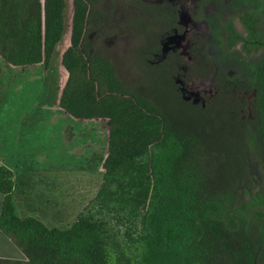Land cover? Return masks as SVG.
<instances>
[{
    "label": "trees",
    "instance_id": "1",
    "mask_svg": "<svg viewBox=\"0 0 264 264\" xmlns=\"http://www.w3.org/2000/svg\"><path fill=\"white\" fill-rule=\"evenodd\" d=\"M68 1L0 0V57L47 69L69 31L58 107L74 119L106 121L100 186L69 228H49L16 214L12 172L0 166V232L23 257L0 264H264L263 201L245 206L234 188L255 167L264 171V121L239 126L220 113L217 93L205 106L185 100L172 75L183 64L142 59L160 51L150 42L135 48L145 82L128 84L102 46L128 34L123 23L111 25L118 0H72L70 18ZM193 50L191 75L215 74L217 88L215 61Z\"/></svg>",
    "mask_w": 264,
    "mask_h": 264
},
{
    "label": "rangeland",
    "instance_id": "2",
    "mask_svg": "<svg viewBox=\"0 0 264 264\" xmlns=\"http://www.w3.org/2000/svg\"><path fill=\"white\" fill-rule=\"evenodd\" d=\"M71 1H68V18L71 16ZM132 2L118 0L120 11L109 10L112 27H116L117 22L119 25L123 23L120 15L124 10L127 12L126 6L129 11L138 8L131 5ZM139 15L141 20L133 24L134 27L127 28L125 37L121 32L102 43L105 53L117 65L119 76L137 87L145 82L149 72L142 66L135 48L155 40V31L160 28L159 22L152 20V14L129 12L132 21ZM192 36L187 34L185 40ZM169 38L168 34L160 38L162 48L159 55L146 53L151 65L168 63V56L174 50L181 51L186 44L182 36L175 39L176 43ZM68 41L69 32L66 31L47 69L40 65L13 67L0 58V119L3 121L10 116L20 120L26 114V120L33 122L31 141L24 147L21 145L13 162L17 163L12 180L16 188L13 193L16 213L19 217H33L49 228L60 230L69 228L96 194L101 182L98 157L105 156L107 144L105 120L80 121L57 108L60 90L67 77L60 58ZM183 56L188 62V57ZM191 77L184 85L185 95L205 104L212 98L214 87L207 79ZM13 249L11 252L0 247V255L21 260V253Z\"/></svg>",
    "mask_w": 264,
    "mask_h": 264
},
{
    "label": "flooded vegetation",
    "instance_id": "3",
    "mask_svg": "<svg viewBox=\"0 0 264 264\" xmlns=\"http://www.w3.org/2000/svg\"><path fill=\"white\" fill-rule=\"evenodd\" d=\"M132 1L131 5L138 8L130 11L150 13L152 20L154 18L160 24V28H157L159 30L155 31V40L150 41L152 46H160V51L151 54L157 56L161 53L160 38H165L167 34L169 39L174 40L173 43H176L175 39L184 37L185 46H182L181 51L174 50L168 56V63L172 67L183 64L179 71L173 69L172 75L185 100L191 99L185 95L184 85L193 78L187 64L194 60L197 52L193 50L194 46L200 47L217 65V88L211 81L215 74H211V78L202 79L209 80L214 87L213 96L217 93L220 113L223 116L229 114L239 126L264 121V111L261 109L264 107V99L260 98V88L264 86V0ZM110 7L113 8V5L110 4ZM126 9L127 12L124 10L120 16L124 29L129 27L130 19L127 6ZM139 17L141 18L140 15ZM187 34L194 36L185 40ZM146 53L143 52L142 59H145ZM183 54L188 57V62ZM201 104L205 106L204 103ZM234 188L239 191L237 195L244 201L243 205L262 207L255 200L261 199L264 204V171L255 167L250 171L249 182L238 184ZM247 228L250 229L251 225ZM244 235L248 239L257 238V235L249 231ZM250 251L254 255L260 254L255 247ZM253 261H256V257Z\"/></svg>",
    "mask_w": 264,
    "mask_h": 264
},
{
    "label": "crops",
    "instance_id": "4",
    "mask_svg": "<svg viewBox=\"0 0 264 264\" xmlns=\"http://www.w3.org/2000/svg\"><path fill=\"white\" fill-rule=\"evenodd\" d=\"M70 9H71L70 10V15H71L72 14V1H71ZM68 44H69V41L66 43V46L63 48V50H65ZM65 80H66V77H65ZM65 80L63 84L65 83ZM57 106H58V102H57ZM57 108L60 111L64 112L59 107ZM0 112H1V107H0ZM32 125H33L32 121L26 120V114L20 120H16L15 117L11 118L10 116H8V118L4 119L3 121L0 119V166H4L12 172V180H13V176L16 175L15 169H17V163L16 164L13 163L14 161H16V151H18V149H21V145H23L24 147L25 143H30L31 141L30 137H32V134H33ZM84 131H87V130H84ZM98 158L100 159V163H101L104 157H98ZM21 170H24V169H21ZM15 191H16V188L14 186L13 193H15ZM1 202H2V195L0 194V209H1ZM15 212H16V209H15ZM20 218H24V217H20ZM0 247L5 248V251L9 250L11 252L14 251L13 248L16 249L13 243L7 237H5L1 232H0ZM16 251L18 250L16 249ZM0 258L10 259L7 255H0Z\"/></svg>",
    "mask_w": 264,
    "mask_h": 264
}]
</instances>
